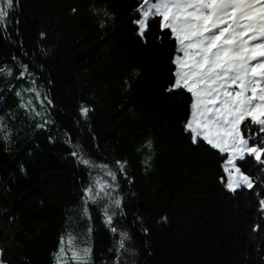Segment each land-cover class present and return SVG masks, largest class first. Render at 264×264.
Returning a JSON list of instances; mask_svg holds the SVG:
<instances>
[{
	"label": "trees",
	"instance_id": "1",
	"mask_svg": "<svg viewBox=\"0 0 264 264\" xmlns=\"http://www.w3.org/2000/svg\"><path fill=\"white\" fill-rule=\"evenodd\" d=\"M141 2L14 0L7 31L0 29V67L13 69L0 74L5 263L52 264L63 233L91 228L90 264H116L119 237L104 222L103 204L89 202L91 219L83 215L90 172L76 151L96 164L128 162L118 193L126 215L114 226L130 233L135 252H122L120 264H264V185L227 190L223 156L192 142L184 128L190 94L167 91L176 44L158 23L147 43L138 35L130 17ZM21 62L30 75L19 77ZM30 87L52 101L43 119L20 107L32 99L39 110ZM82 105L93 109L87 120ZM240 166L264 174L254 160Z\"/></svg>",
	"mask_w": 264,
	"mask_h": 264
},
{
	"label": "snow or ice",
	"instance_id": "2",
	"mask_svg": "<svg viewBox=\"0 0 264 264\" xmlns=\"http://www.w3.org/2000/svg\"><path fill=\"white\" fill-rule=\"evenodd\" d=\"M13 11L14 0H0V29L7 31ZM130 18L146 43L153 23L172 36L176 44L172 60L175 71L167 91L171 94L186 90L190 94V115L184 128L192 142H206L209 151L226 154L221 158L227 176L221 177V182L233 193L245 187L254 189L258 183L264 185V174L256 177L240 166L254 160L257 167L264 169V0H142ZM28 67L20 63L19 77L30 75ZM12 72L7 65L0 67V74ZM30 83L35 85L37 79ZM25 91L34 94L40 108L37 110L32 99H21L20 107L43 119L45 104L50 105L51 99L36 87ZM92 111L87 106L80 108L85 120ZM71 155L96 172L92 177L90 171V181L82 189L83 215L91 219L89 202L94 206L103 204L104 222L119 237L115 251L116 264H120L122 252H135L128 248L130 233L114 226L115 218L126 215L122 211L125 198L118 193L120 177L127 178L128 162L96 164L84 158L82 152L73 151ZM151 159L150 155L145 158L146 169L151 166ZM260 204L264 206V200ZM261 227L258 224L256 230ZM73 239L68 237L65 248L61 238L54 254L57 264H67L69 253L75 264H90L91 247H77ZM0 264H5L2 256Z\"/></svg>",
	"mask_w": 264,
	"mask_h": 264
},
{
	"label": "rangeland",
	"instance_id": "3",
	"mask_svg": "<svg viewBox=\"0 0 264 264\" xmlns=\"http://www.w3.org/2000/svg\"><path fill=\"white\" fill-rule=\"evenodd\" d=\"M222 154V153H221ZM225 157H226V154H223ZM224 163V162H223ZM85 167V166H84ZM87 169V168H86ZM87 171H92V170H90V169H87ZM93 175V177H94V175H95V173H93L92 174ZM225 175L227 176V174L225 173ZM226 179V178H225ZM225 187H226V185H225ZM227 189V188H226ZM228 190V189H227ZM230 191V190H229ZM115 235V234H114ZM69 236H72L74 239H73V243H74V245L75 246H77V247H80V248H82V247H86V246H88V247H91V245H90V238H89V232L88 231H86V233L85 234H78V233H76V235L75 234H71L70 232H65V233H63V235L61 236V238L63 237V239H64V245H65V248H67V242H68V237ZM115 236H117V237H115V239L116 238H118V235H115ZM61 238H60V240H59V243H58V246H57V248L53 251V255H52V264H57V259H56V256L54 255L55 253H57L58 252V250H59V247H60V244H61ZM68 256H69V259H68V261H67V264H75V261H72L71 260V258H70V256H71V254L69 253L68 254ZM90 263H91V256H90Z\"/></svg>",
	"mask_w": 264,
	"mask_h": 264
}]
</instances>
